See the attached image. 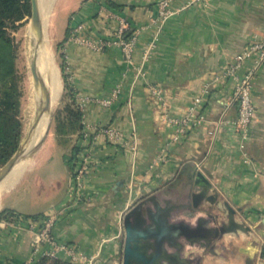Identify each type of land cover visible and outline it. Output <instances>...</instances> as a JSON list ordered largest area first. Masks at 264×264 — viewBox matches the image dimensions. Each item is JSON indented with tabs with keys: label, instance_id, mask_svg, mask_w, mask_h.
Returning a JSON list of instances; mask_svg holds the SVG:
<instances>
[{
	"label": "crops",
	"instance_id": "crops-1",
	"mask_svg": "<svg viewBox=\"0 0 264 264\" xmlns=\"http://www.w3.org/2000/svg\"><path fill=\"white\" fill-rule=\"evenodd\" d=\"M160 1L63 2L61 10L70 14L55 39L64 84L81 104L84 129L93 138L96 128L112 127L123 132L128 146L105 137L93 141L94 168L82 203L71 198L66 152L34 161L32 171H24L0 198V264H29L32 256L27 221L10 220L4 211L41 220L53 208H68L56 225L58 238L97 256V264H123L124 219L136 206L141 204L144 214L164 212L167 222L158 215L154 221L158 226L161 219L166 230L194 228L199 221L220 229L228 222L225 203L252 231L224 233L212 247L189 246L182 258L191 264H264V59L255 52L237 73L254 71L256 113L244 148L235 128V80L227 75L238 54L264 40V0H174L164 21L158 18ZM57 17L54 11L53 27ZM121 21L128 35H137L132 63L112 43ZM153 89L162 91L156 111ZM116 90L119 97L111 106L95 101ZM197 97L202 104L192 110ZM191 113L203 122L175 141L173 121ZM199 172L209 185L197 183ZM36 215L42 217H30Z\"/></svg>",
	"mask_w": 264,
	"mask_h": 264
},
{
	"label": "built area",
	"instance_id": "built-area-1",
	"mask_svg": "<svg viewBox=\"0 0 264 264\" xmlns=\"http://www.w3.org/2000/svg\"><path fill=\"white\" fill-rule=\"evenodd\" d=\"M174 0H161L159 2L158 18L161 21L166 20L172 15L170 9L171 4ZM127 25L124 21H121L120 27L116 33L115 38L112 43L119 46L125 56L128 63H132L134 50L137 43V35L134 34L129 38L125 37V29ZM80 29V28H79ZM78 29V30H79ZM83 43H87L85 39L82 40ZM109 43V42H107ZM106 43H102L103 47ZM260 55V59H264V40L261 43L254 44L246 48L243 52L238 54L234 61L230 63L227 68V75L235 80L234 97L238 105V115L235 121L236 132L240 135L242 139V148H244L245 142L248 140L250 127L255 116L256 110L252 99V80L254 76V71H248L244 76L238 77L237 73L242 67V64L249 59L254 53ZM154 94H161L160 89H153ZM119 97V91L116 90L111 97L106 99H96L95 101L102 106L109 107L116 101ZM202 99L197 97L194 100V107L192 110H196L201 106ZM81 105L80 103L78 104ZM81 107V106H80ZM177 125V132L174 136V140L178 141L179 138L184 135L192 124L197 125L203 122V116H195L191 113L189 116L181 119L180 121H173ZM212 133V132H211ZM92 133L89 129H84L81 137L85 143L84 151L79 156V163L75 170V177H73V187L71 190L72 201L76 203L84 202L87 195L84 193V188L87 180V175L94 168L91 165L92 151H93V141L98 137H105L109 142L115 145H121L123 147L128 146V142L125 139L123 132L116 130L112 127L100 126L94 130V137L92 138ZM136 134H133L132 147L136 150L135 142ZM73 203V202H72ZM66 209L65 207H56L50 210L43 219L41 220H31L24 219L13 216L12 218L24 222L27 221L30 230L32 232V256L29 260V264H39V262L44 258L49 259H62L67 260L73 264H97V256L88 255L79 249L77 246L70 244L68 242L62 241L55 233V228L57 223L62 219Z\"/></svg>",
	"mask_w": 264,
	"mask_h": 264
},
{
	"label": "water",
	"instance_id": "water-1",
	"mask_svg": "<svg viewBox=\"0 0 264 264\" xmlns=\"http://www.w3.org/2000/svg\"><path fill=\"white\" fill-rule=\"evenodd\" d=\"M32 6V28L35 34V52L30 60V67L34 76L35 87L38 98L33 117L29 123L18 150L13 157L0 169V183L11 173L16 164L35 150L50 131V124L43 138L35 147L29 148L45 116L51 115L52 100L48 86L40 74L37 66L38 50L44 42V27L41 18L39 0H31ZM197 183L209 185L202 173L197 174ZM221 209L226 214L228 222L219 228L207 226L205 221H199L196 227L175 226L166 230V226L158 227L150 216L151 210L142 211V205L132 209L124 219L125 243L123 264H191L190 260L182 258L184 251L189 246L199 245L200 247H212L215 241L222 236L241 231L250 233L251 227L245 222L236 220V210L228 203ZM157 224V223H156ZM223 232V233H222Z\"/></svg>",
	"mask_w": 264,
	"mask_h": 264
},
{
	"label": "trees",
	"instance_id": "trees-1",
	"mask_svg": "<svg viewBox=\"0 0 264 264\" xmlns=\"http://www.w3.org/2000/svg\"><path fill=\"white\" fill-rule=\"evenodd\" d=\"M31 0H0V167L16 153L24 136L21 120L23 91L17 71V46L10 35L27 16L31 14ZM125 37L130 35L125 33ZM63 57V56H61ZM64 64H62V69ZM63 109L57 112V135L82 134L84 130L83 112L76 101V93L66 81L64 84ZM80 147L75 146L72 154H65L66 164L72 177L79 163ZM4 216H20L12 211H4ZM39 219L42 215L30 216ZM39 264H73L62 259H42Z\"/></svg>",
	"mask_w": 264,
	"mask_h": 264
},
{
	"label": "rangeland",
	"instance_id": "rangeland-1",
	"mask_svg": "<svg viewBox=\"0 0 264 264\" xmlns=\"http://www.w3.org/2000/svg\"><path fill=\"white\" fill-rule=\"evenodd\" d=\"M64 1H66L67 4H69V1H71V0H57V2L55 4V11L58 12V17L56 19V25H55V27H53V21H54V18H53L52 24L46 28V33L48 35V39H49V42H50V45L52 48L55 64L59 70L60 78L62 81V93H61V96H60V99H59L57 105L54 107V109L52 111L51 121H50V131H49L48 136L43 141L44 144L43 143L40 144L35 150H33V152H31L30 154H28L24 157V160H30V162H33L34 165H35L34 161H36L40 157L44 156L48 152L54 158H58L60 156L62 150L64 152H66V154L71 156L72 149L75 146H79L81 149L79 156L85 150L84 146H83L85 143L83 142L81 134L80 135H78L77 133L76 134H66V135L64 134V135H62V137L57 135V122H56L55 117L57 115V112H59V110L63 109V107L65 106V103H64L65 91H64V77H63V69H62L63 63H62V60L60 58L61 55L59 53L60 47H59V44L57 43V41L55 39V36L57 34L56 33L57 29H58L57 27L62 26V22H64L70 14V13H68L67 9H65L63 11L61 10ZM31 17H32V8H31V14L29 16H27L21 23H19L17 29L10 31V35L13 38V40L15 41V44L17 46V52H18V54H17L18 55L17 71H18L19 78H20V87L23 91V96H22V101H21L22 105H21L20 117H21V120L23 121V125H24V134L27 131V128H28L29 123H30L29 119H28V115H29V106H30L29 103H30V94L31 93H30L28 64H27V59H26L25 53H26L27 30H28V27L31 26V24H32V18ZM252 83H253V80H252ZM151 95L153 96V99L157 101V102H155L156 103L155 104L156 109L154 108L155 111L158 110V106L162 108V95L161 94H154L153 92ZM40 147L42 148L41 152L36 154V152L38 151V149ZM34 165H32L31 167L28 166V168H27V170H25V172L26 171L27 172L32 171V169L34 168ZM3 166H1L0 169ZM25 172H23L22 175H24ZM22 175H21V177H23ZM75 175L73 177H75ZM164 214L165 213L160 210V212H157L156 215H158L159 218H161L163 220V222L165 223V222H167L166 221L167 218H165ZM156 215L154 213L150 212V216L153 219L155 218ZM161 219L158 220L159 221V223L157 224L158 227L163 226V224L161 225V222H162Z\"/></svg>",
	"mask_w": 264,
	"mask_h": 264
},
{
	"label": "bare ground",
	"instance_id": "bare-ground-1",
	"mask_svg": "<svg viewBox=\"0 0 264 264\" xmlns=\"http://www.w3.org/2000/svg\"><path fill=\"white\" fill-rule=\"evenodd\" d=\"M56 2L57 0H39L41 18L44 27V42L38 50L37 66L39 68L40 74L44 78L48 86V89L50 91V96L52 100V111L54 107L57 105L62 93V81L60 78L59 70L55 64L54 55L48 39V35L46 33V28L52 24ZM34 42H35V34L31 25L28 27L27 30L26 53H25L28 64L30 93H31L30 103H29L30 104L29 115H28L29 122L33 117L36 101L38 98V92L34 83V76L30 67V60L32 59L35 52ZM50 121H51V115H47L44 117L33 139V142L28 147V150L29 148L35 147L36 144L41 140V138L45 136ZM32 163L33 162H30V160H24V158H22L16 164V166L11 171V173L0 183V198L3 196L4 193L10 190L19 181L23 172L27 170L28 166L30 167Z\"/></svg>",
	"mask_w": 264,
	"mask_h": 264
}]
</instances>
